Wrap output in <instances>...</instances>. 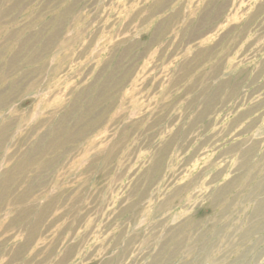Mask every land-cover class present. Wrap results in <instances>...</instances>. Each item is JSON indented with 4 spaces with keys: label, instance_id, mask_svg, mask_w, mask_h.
I'll return each mask as SVG.
<instances>
[{
    "label": "clouds",
    "instance_id": "9594fccd",
    "mask_svg": "<svg viewBox=\"0 0 264 264\" xmlns=\"http://www.w3.org/2000/svg\"><path fill=\"white\" fill-rule=\"evenodd\" d=\"M0 264H264V0H0Z\"/></svg>",
    "mask_w": 264,
    "mask_h": 264
},
{
    "label": "rangeland",
    "instance_id": "374dc122",
    "mask_svg": "<svg viewBox=\"0 0 264 264\" xmlns=\"http://www.w3.org/2000/svg\"><path fill=\"white\" fill-rule=\"evenodd\" d=\"M144 39H148L147 36L144 37ZM212 38H209L208 41L202 42V43H210ZM105 37L100 38V45L103 47H107V44L104 43ZM165 56H167V53H165ZM103 59V53L101 57L98 58L96 67H99V61ZM155 57L151 54H149L144 61H142L140 68L135 74V77L130 81L128 87L125 89L123 93V98L125 101H127L128 108L130 110V113L135 112L137 116H139L140 109H143L148 104H152L157 102L162 94L165 91V83L167 73L172 70L173 66L179 62L178 57H173L172 61L167 66L161 67V73L164 75L158 74L156 71L153 70V61ZM163 65V62H162ZM228 67H232V61L230 60L228 62ZM95 68L93 69V75L95 74ZM240 67L237 66L235 71H239ZM70 71H75V68L70 69ZM79 79V78H77ZM91 79V76L89 77V80ZM87 83V81H86ZM70 85H66L67 88ZM158 86V87H157ZM155 89V94L154 93ZM148 96L150 99L148 101H145L144 97ZM60 98L58 97L53 103H58ZM123 102V101H122ZM219 120L220 118L217 117ZM211 134V132H210ZM212 156L211 152L208 153L207 156L194 160L192 168L197 169L200 167L201 164L206 162V160L210 159Z\"/></svg>",
    "mask_w": 264,
    "mask_h": 264
}]
</instances>
